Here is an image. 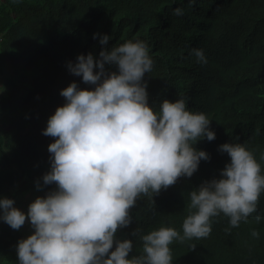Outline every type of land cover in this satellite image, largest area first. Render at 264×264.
<instances>
[{
	"label": "trees",
	"instance_id": "1",
	"mask_svg": "<svg viewBox=\"0 0 264 264\" xmlns=\"http://www.w3.org/2000/svg\"><path fill=\"white\" fill-rule=\"evenodd\" d=\"M180 6L184 14H173ZM94 33L112 37L108 48L146 40L155 60L145 74L149 103L186 96L191 110L209 115L217 134L196 144L211 158L201 160L191 177H180L153 198L137 199L132 223L116 233L133 239L131 257L142 250L133 236L137 227L147 233L168 225L183 233L189 192L219 177L231 159L219 145L244 142L264 165V0H197L195 6L188 0H0V79L7 75L0 94V198L22 199L25 212L37 196L55 188H37L36 181L43 185L50 170L48 146L55 137L43 129L65 103L61 90L73 81L94 87L67 67L78 54L99 56L105 45ZM193 47L205 50L207 64L198 62ZM258 211L264 215V193ZM255 217L231 232L225 231L231 227L227 216L214 217L208 237L172 243L173 264H264V219ZM25 227L13 229L0 220V264H18V241L34 232ZM252 229L259 230L258 238Z\"/></svg>",
	"mask_w": 264,
	"mask_h": 264
},
{
	"label": "clouds",
	"instance_id": "2",
	"mask_svg": "<svg viewBox=\"0 0 264 264\" xmlns=\"http://www.w3.org/2000/svg\"><path fill=\"white\" fill-rule=\"evenodd\" d=\"M196 3L188 0L189 6ZM184 12L182 6L173 8L175 15ZM93 36L105 45L99 56L78 54L67 67L94 87L81 88L73 81L63 88L65 103L43 129L55 140L48 146L50 170L43 174V185L37 180L36 186L55 188L37 196L27 212L15 206L14 198H0V220L13 229L27 220L34 229L18 241V264H173L172 243L208 237L214 217L229 218L227 232L253 213L258 222L264 219L258 211L264 165L246 143L225 142L219 150L231 159L219 177L189 192L191 211L183 233L168 225L147 233L137 227L133 236L142 250L129 256L133 239L116 233L132 223L137 199L153 198L180 177H191L201 160L211 158L196 144L217 134L209 115L191 110L186 96L149 103L145 74L152 72L155 60L146 40L128 39L108 48L109 34ZM191 53L208 63L203 48L193 47ZM252 235L258 238L259 230L252 229Z\"/></svg>",
	"mask_w": 264,
	"mask_h": 264
},
{
	"label": "rangeland",
	"instance_id": "3",
	"mask_svg": "<svg viewBox=\"0 0 264 264\" xmlns=\"http://www.w3.org/2000/svg\"><path fill=\"white\" fill-rule=\"evenodd\" d=\"M3 76H4V75H3ZM6 79H7V75L4 76V77H1V79H0V86H3V87H4V84H5V82H6ZM3 89H4V88H3ZM8 90H9V91H7V93H6L4 96L9 95L11 89H8ZM4 91H6V90H4ZM2 92H3V91H2ZM2 92H0V93H2ZM3 94H4V93H2V95H3ZM26 198H28V197H26ZM21 203H22V199L16 201V202H15V206H17V207H19L21 210H23V209H22V205H21ZM23 211H24V210H23ZM24 225L26 226L25 229H29L28 227L31 226V225L28 223L27 220H26V222H25Z\"/></svg>",
	"mask_w": 264,
	"mask_h": 264
},
{
	"label": "crops",
	"instance_id": "4",
	"mask_svg": "<svg viewBox=\"0 0 264 264\" xmlns=\"http://www.w3.org/2000/svg\"><path fill=\"white\" fill-rule=\"evenodd\" d=\"M4 92V91H3ZM1 94V93H0Z\"/></svg>",
	"mask_w": 264,
	"mask_h": 264
}]
</instances>
